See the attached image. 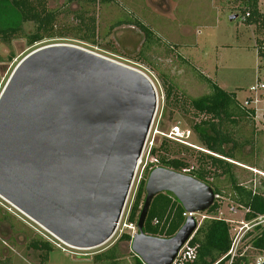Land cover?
Wrapping results in <instances>:
<instances>
[{
	"label": "water",
	"instance_id": "water-1",
	"mask_svg": "<svg viewBox=\"0 0 264 264\" xmlns=\"http://www.w3.org/2000/svg\"><path fill=\"white\" fill-rule=\"evenodd\" d=\"M157 108V89L137 68L74 44L31 51L0 94V197L67 245L104 244L123 217ZM145 190L132 250L145 264H173L200 224L191 214L171 237L148 234L154 198L171 192L198 213L218 195L161 166Z\"/></svg>",
	"mask_w": 264,
	"mask_h": 264
},
{
	"label": "rangeland",
	"instance_id": "rangeland-1",
	"mask_svg": "<svg viewBox=\"0 0 264 264\" xmlns=\"http://www.w3.org/2000/svg\"><path fill=\"white\" fill-rule=\"evenodd\" d=\"M2 4L0 26L20 24L10 2ZM46 6L57 13L58 32L68 34L45 38L31 45L26 33L34 31L35 23L26 22L22 24L25 32L14 35L10 42L0 38V94L18 63L36 47L59 43L85 47L137 68L150 77L157 89L158 108L149 140L155 139V146H159L162 139L172 136L178 126L180 134H176L183 141L169 138L171 145L179 150L169 156L184 157L191 169L199 165L198 153L208 152L193 130L194 122L203 116L192 107L191 99L211 93L213 84H217L236 93L239 102L245 103L251 94L250 88L264 81V57L260 56L258 48L259 41L264 40L263 26L249 24L240 15L250 9L245 0H111L107 3L102 0L92 3L86 0L73 3L46 0ZM258 6L264 13V0H259ZM80 14L88 17L93 33L87 34L84 28L79 30L82 25L78 20ZM233 14H238V18L231 19ZM120 20L122 24H119ZM137 21L151 31L150 36ZM81 35L87 36L88 41L81 40ZM263 113L264 101H261L256 119L261 133L251 123L247 128L244 126L249 137L255 128L253 143L246 149L256 168L236 164L235 171L241 183L264 193ZM148 153L147 147L116 233L94 248H75L65 244L0 197V264H100L95 255L114 246H117L118 264H135L132 241L121 237L134 231L125 224L131 226L128 216L132 203L140 183L145 180L146 184L150 174L147 163H151L152 155ZM222 188L230 195L228 183L223 182ZM145 197L146 192L143 201ZM221 201L218 212L211 215L226 219L230 225H239L238 221L244 218V209L230 198ZM207 215L210 216L206 211L195 217L202 223ZM36 239L52 244L47 260H43L45 250L33 247L32 242ZM249 240L243 243V249L249 248L252 256L256 255L258 250L251 247Z\"/></svg>",
	"mask_w": 264,
	"mask_h": 264
},
{
	"label": "trees",
	"instance_id": "trees-1",
	"mask_svg": "<svg viewBox=\"0 0 264 264\" xmlns=\"http://www.w3.org/2000/svg\"><path fill=\"white\" fill-rule=\"evenodd\" d=\"M4 1L10 2V6L15 9L20 23L17 25L2 24L0 26V38L5 42H10L12 37L20 32L24 33L25 30L22 24L26 22L35 23L34 31L30 34L26 33L31 45L41 42L45 38L65 37L68 34L58 32L57 13L47 9L46 0H0L1 7L4 6L2 4ZM80 1L85 0H67L68 3ZM102 1L107 3L111 0ZM245 1L250 9L245 10L244 14L240 15L244 17L247 12H250V16L244 20L249 24L257 23L261 27L263 26V30L261 28V32H263L264 13L258 6L259 0ZM86 2L92 3L95 0H86ZM78 20L82 24L79 30L84 28L87 34H90V31L94 32L89 24L88 17L80 14ZM122 23L123 21L120 20L119 24ZM136 23L140 24L147 35H151V31L141 21ZM79 38L84 41L89 39L85 35H81ZM258 48L260 56L264 57V40L259 41ZM190 103L197 114L203 116L201 120L194 122L193 130L198 135L202 147L208 152H199V165L197 168L191 169L188 160L184 157L169 156L170 153L179 150H176L171 145L170 139L165 137L160 145L155 146L152 150L153 156L159 160V166L184 172L211 185L219 198L207 211L210 215L218 212L221 200L225 197L230 198L231 201L233 200L238 207L248 208L249 211L245 215L247 219H253L264 214V193L254 186L241 183L235 171L236 164L256 168V163L254 164L251 159L252 155L246 149L248 145L253 143L255 128L251 133V137L244 130V126L247 128V125L251 123L258 132H262L257 129L254 108L245 105V103H240L236 93L229 92L217 84H213L211 93L194 97ZM186 150L190 149L187 148ZM209 178H212V182L209 181ZM223 182L228 183L230 186V195L223 190ZM145 192V180H143L139 185L129 212L128 220L130 223H137L138 221L144 203L143 193ZM185 211L183 205L173 193L158 194L150 207L145 223V232L163 237L173 236L186 220ZM248 237L250 238L251 247L264 252V226H256L254 230L248 233ZM121 238L130 241L131 235L124 234ZM190 242L198 246V255L196 260L186 264H215L227 254L231 247V225L226 219L216 217V215L206 217ZM32 245L35 249L45 250L43 260H47V253L53 249L50 242L41 239L34 240ZM117 257V246H114L103 253L96 254L95 260L100 264H118ZM252 257V254L250 256L246 254L243 260L246 264H249ZM135 264H144L137 255L135 256Z\"/></svg>",
	"mask_w": 264,
	"mask_h": 264
},
{
	"label": "built area",
	"instance_id": "built-area-1",
	"mask_svg": "<svg viewBox=\"0 0 264 264\" xmlns=\"http://www.w3.org/2000/svg\"><path fill=\"white\" fill-rule=\"evenodd\" d=\"M250 16V12H247L246 15L244 16V19ZM251 94L247 99L245 100V105L253 107L255 110L256 114V119H257V110H258V104L261 101H264V81H259L257 84L253 85L250 88ZM263 118H264V113H263ZM153 127H151V130L149 132L146 145L144 147L143 154L138 162V168L139 169L140 165L143 163V160L145 158V150L148 147V154L149 156L152 155V158L150 160L151 163H147V166L149 171L151 172L154 168L159 166V160L157 157L153 156L152 150L155 146V139L149 140L151 136ZM180 134V128L176 126L174 130L172 131V136H166L168 138H172L174 140H180L183 141L182 138L177 136L178 133ZM177 133V134H176ZM137 174V173H136ZM264 175V174H263ZM219 196L217 197L216 201L218 200ZM244 209V218L240 221H238L239 225H231V238H232V243L229 251L227 254H225L223 257H221L215 264H236L240 262L241 264H246L245 261L243 260L244 255H251V252L248 249H243L244 245L243 243L246 242L249 237L248 233L256 228V226H264V214L259 215L256 218L253 219H247L245 217L246 213L249 211L248 208L241 207ZM233 211H236L235 208H232ZM201 213V212H198ZM193 214L194 216L197 213H190L185 211L184 216L187 218L189 215ZM211 216V215H210ZM210 216H204V219L206 217ZM122 220V219H121ZM121 223V222H120ZM136 226L134 227V225ZM131 223V226L128 224H125L126 227H133L134 231L131 234V241L134 238V235L138 232L137 228V223ZM201 224V223H199ZM120 225V224H119ZM132 229V228H131ZM192 239V237H191ZM190 239V240H191ZM187 241L185 245L181 248L179 251L176 259L174 260L173 264H186L189 262H193L194 260L197 259L198 255V246L193 245L191 242ZM245 244V243H244ZM145 264V263H144ZM249 264H264V252L258 251L256 255H253L252 259L250 260Z\"/></svg>",
	"mask_w": 264,
	"mask_h": 264
}]
</instances>
